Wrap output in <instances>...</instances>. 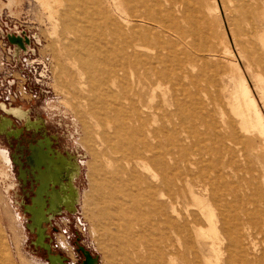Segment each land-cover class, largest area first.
<instances>
[{"label":"bare ground","instance_id":"obj_1","mask_svg":"<svg viewBox=\"0 0 264 264\" xmlns=\"http://www.w3.org/2000/svg\"><path fill=\"white\" fill-rule=\"evenodd\" d=\"M8 1L18 3V0ZM39 1L54 13L55 7L64 6L61 17L66 23L64 28L69 30L67 37L71 44L82 46L80 49L67 47L74 56L66 59L67 64L77 69L81 78L86 75L90 90L84 84H79V88L92 92L101 101L91 112L106 120L101 140L107 148L121 152V159L127 164L131 162L141 173L128 189L118 186L128 202H118L116 214L136 217L141 210L147 211L144 217L147 225L143 230L146 235L142 230L135 233L130 230L131 224L141 225L142 219L127 220L123 224L117 219L112 223L119 232L131 231L127 240L119 244L118 255L123 262L264 264V238L261 246L255 241L256 235L264 233V169L259 166L263 173L261 181H255L249 194L243 195L227 181V177L240 171L234 159L235 149L248 161L253 153L263 163L260 157H264V116L244 82L232 90L229 105L239 119L237 127L227 132L213 119L206 116L199 119L195 115L203 101H198L200 96L195 90L202 76H206L207 67L198 71L193 53L202 54L209 49L203 47L213 37L206 15L210 5L197 6L191 0H111L113 7L120 11L116 14L122 13L119 21L111 16L112 11L103 0H79L80 10L84 12L81 18L75 15L78 0ZM224 5L235 48L254 62L253 76L264 105V0H224ZM95 72L97 75H92ZM138 86L151 92L146 103L140 99ZM109 98L112 103L107 102ZM154 98L158 100L150 106ZM148 108L153 110L155 123L148 124L146 120ZM9 112L25 116L20 108ZM251 112L254 120L250 118ZM26 120V124L31 123L30 118ZM168 124L173 130L183 125L187 128L186 135L171 134ZM189 139L191 147L183 144ZM207 140L211 143L207 144ZM256 140L260 143L247 150L245 145ZM31 148L28 160L32 166L45 167L39 171L40 175L51 176L53 172L58 175L63 170L64 158L49 155L51 149L46 140ZM180 162L185 163L183 172L179 169ZM152 165L162 172L155 173ZM49 182L50 177L38 187L33 205L27 206L32 215L30 227L38 232L35 242L46 247L41 226L49 217L46 213L61 205L73 207L72 201L63 202L55 189L47 190ZM186 186L190 189L188 195L195 199L194 211L188 210L189 203L184 200ZM247 203L254 210H249ZM83 252L82 264L96 263L86 249ZM50 259L54 264L61 261L57 254ZM0 264H4L1 257Z\"/></svg>","mask_w":264,"mask_h":264},{"label":"rangeland","instance_id":"obj_2","mask_svg":"<svg viewBox=\"0 0 264 264\" xmlns=\"http://www.w3.org/2000/svg\"><path fill=\"white\" fill-rule=\"evenodd\" d=\"M192 1L197 6L210 5L206 15L213 36L208 45L203 47L209 48L202 53L203 55L197 51L193 53L196 55L198 71L207 67L206 76H202L203 80L198 85L200 88L191 89L200 96L196 95L199 102L203 100L200 102L199 112L194 109L197 113L194 114L199 119L204 116L213 119L216 125L229 132L232 127H237L239 120L229 105L234 91L241 82L246 84L264 116V105L253 76L256 67L252 60L248 61L244 54L235 48L224 0ZM17 2L0 0V79L10 74L17 75V61L22 56L26 58L27 63L33 59L34 74L44 73V77L36 86L33 96L25 95V99L11 104L0 103V257L4 264H54L50 259L54 255H49L52 253L61 257V261L57 264H79L84 256L83 249H86L95 258V264H125L118 255L119 244L127 240L131 231L144 232L147 225L144 217L147 211L141 210L139 216L127 217L119 216L115 209L118 202L121 203L123 200L124 203L128 202L122 192L125 188L128 189L141 173L131 162L127 164L121 159V152L107 148L101 140L102 131L106 128V120L103 121V117L100 115L96 117L91 113L92 109L101 105V101L94 97L92 92L82 91L79 88V84H84L85 88L89 89L86 75L81 78L78 70L72 69L67 64V58H74L67 47L80 49L82 46L71 44V39L67 37L69 30H66L67 27L64 28L66 23L61 17L64 6L55 7L57 12L54 13L39 0ZM80 2L78 0L76 2L78 6L75 7L77 18L84 15L80 10L82 6ZM103 2L112 11L109 12L111 16L120 21L122 13L118 15L120 11L113 7L112 1L103 0ZM203 56L206 58L203 59ZM26 68L23 77L27 78L31 76L33 69L30 71L27 65ZM92 75L96 76L97 73ZM137 90L141 101L146 103L151 95L150 90L141 86H138ZM157 100L158 98L150 100L149 105L153 106ZM107 102L112 103V98ZM201 103H205V106ZM11 106L20 108L25 116L21 117L9 112V109H13L8 108ZM158 113L162 112L158 111ZM146 114L149 115L146 118L149 124V121H153V110L148 108ZM27 118H30V124H26ZM250 118L255 119L252 112ZM184 123L188 125L186 120ZM167 126L170 133L176 137H182V133L186 135L187 128L183 125L175 130L170 127L171 125ZM108 132L111 133L112 130L108 129ZM39 138L46 139L52 150L63 154L71 163L68 165L71 174L63 177L67 189L61 182V173L65 172L64 167L58 175L53 172L50 176L53 186L58 183L60 188L55 189L52 186V188L47 187V190L55 189L62 201L71 200L73 207L67 208L61 205L58 209L46 213L49 217L42 222V226L43 241L48 247L36 243L35 231L28 227L30 213L27 205L32 203L38 179L35 175L36 170L27 161V155L29 144L38 142ZM184 143L187 147L192 145L190 139L183 141ZM206 143L211 142L207 140ZM259 143V140H256L255 143L245 146L250 150ZM229 149L228 147L227 150ZM234 153L240 173L227 177V181L233 183L243 195L249 194V189L254 187L255 181L258 182L259 179L261 181L264 157H260L263 162L260 164L253 153L249 156V161L239 154L240 151L235 149ZM66 163L67 160L64 158L63 166ZM151 168L157 174L162 172L153 165ZM184 168L185 163L180 162V171L183 172ZM21 169L24 172L23 176ZM118 186H123V190ZM189 190L186 186L184 200L187 202H184L187 205L189 203L190 206H187L189 211H194L195 199L191 194L188 195ZM184 202L181 204L183 207ZM245 206L251 211L254 210L248 203ZM135 218L143 221L141 225L131 224V231L119 232L112 224L117 219L122 223L127 220L133 221ZM36 227L38 228V222ZM263 238L264 233L256 235L255 241L259 246ZM127 252L130 255L129 248ZM140 252L143 254L144 250ZM129 257L132 259V256Z\"/></svg>","mask_w":264,"mask_h":264},{"label":"built area","instance_id":"obj_3","mask_svg":"<svg viewBox=\"0 0 264 264\" xmlns=\"http://www.w3.org/2000/svg\"><path fill=\"white\" fill-rule=\"evenodd\" d=\"M33 51V48H31ZM25 51H23L24 53ZM17 75L11 76H5L0 79V103L5 104H11L15 101H19L22 99H25V95L31 97L35 94L36 86L40 83L42 78L44 77V73L41 74H34V66H32L33 59H31L28 63L26 62V58L22 56L17 61ZM26 65L28 66V69L31 71V76L23 77ZM29 71V72H30Z\"/></svg>","mask_w":264,"mask_h":264},{"label":"flooded vegetation","instance_id":"obj_4","mask_svg":"<svg viewBox=\"0 0 264 264\" xmlns=\"http://www.w3.org/2000/svg\"><path fill=\"white\" fill-rule=\"evenodd\" d=\"M8 108H16V107H8ZM9 119V118H8ZM27 121V120H26ZM46 139H48L47 137H46ZM46 139H42V138H39L38 139V142H40V141H42V140H46ZM49 140V139H48ZM47 141V140H46ZM38 142H36V143H33V142H31L30 144H29V147H28V149H29V153H28V155H27V161H28V163L31 165V167L32 168H34L35 170H36V172H35V175H36V177H37V179H38V183H37V186H36V193H37V189H38V187H40L43 183H45V181H46V179L47 178H49L50 176H49V174H42V175H40V173H39V171H44V169H45V167H44V165H41L39 168H36L35 166H32V164L30 163V160H28L29 158H30V155H31V150H32V148H31V145H37L38 144ZM47 143L49 144V142L47 141ZM49 146H50V144H49ZM50 152H49V155H54V156H60V157H63V158H65L66 160H67V163H66V165L64 166V170H65V172L64 173H61V182L63 183V185H64V187L67 189V186L65 185V181L63 180V177H65V176H67V175H70L71 174V168H70V166H68L69 164H71L70 162H69V160L63 155V154H61L60 152H58V151H54V150H52V148H51V146H50ZM44 151H47V146H45L44 147ZM69 169V170H68ZM22 171H23V169H21ZM23 174H24V172H23ZM23 174L21 173V175L23 176ZM49 187H52L53 186V183H52V181H50L49 183ZM54 188L55 189H59L60 188V184H58V183H56V184H54ZM35 193V195H33L32 196V203H30V204H28L27 206H31V205H33V199L34 198H36L37 197V194ZM45 198L47 199V196H45ZM46 203H48L49 204V201L48 200H46ZM64 206V205H63ZM29 211V210H28ZM29 213H30V222H29V225H28V227L30 228V229H32L31 227H30V224H31V222H32V215H31V212L29 211ZM49 216V215H48ZM41 226H42V224H41ZM42 228H43V226H42ZM34 231H35V234H36V237H35V241H36V239H37V237H38V232H37V229L36 228H34L33 229ZM53 255H56V254H53ZM83 255H84V252H83ZM49 256V255H48ZM48 259H49V257H48ZM84 259H85V256H83V259H82V261H80V263L79 264H82V262L84 261Z\"/></svg>","mask_w":264,"mask_h":264}]
</instances>
